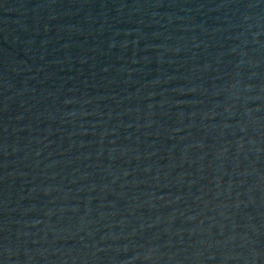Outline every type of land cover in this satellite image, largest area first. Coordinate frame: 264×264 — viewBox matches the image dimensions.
<instances>
[{
	"label": "water",
	"instance_id": "water-1",
	"mask_svg": "<svg viewBox=\"0 0 264 264\" xmlns=\"http://www.w3.org/2000/svg\"><path fill=\"white\" fill-rule=\"evenodd\" d=\"M0 264H264V0H0Z\"/></svg>",
	"mask_w": 264,
	"mask_h": 264
}]
</instances>
